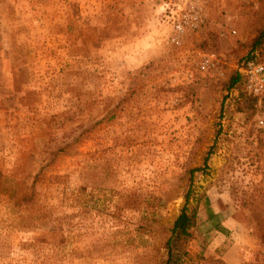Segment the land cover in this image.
Returning a JSON list of instances; mask_svg holds the SVG:
<instances>
[{"label":"rangeland","instance_id":"obj_1","mask_svg":"<svg viewBox=\"0 0 264 264\" xmlns=\"http://www.w3.org/2000/svg\"><path fill=\"white\" fill-rule=\"evenodd\" d=\"M262 5L0 0V264H162L188 191L191 253L264 264Z\"/></svg>","mask_w":264,"mask_h":264},{"label":"trees","instance_id":"obj_2","mask_svg":"<svg viewBox=\"0 0 264 264\" xmlns=\"http://www.w3.org/2000/svg\"><path fill=\"white\" fill-rule=\"evenodd\" d=\"M262 1V9L252 11L255 17H257L255 20L258 21L256 23V34L249 41L251 53L247 57V59H255L257 61L259 60L256 58L255 53L264 49V0ZM240 79L243 80L242 76L238 73H234V75L229 79L226 87H235L240 82ZM239 96L245 104L244 106L239 105L240 110H243L244 108L252 109L257 103V97H252L243 92H240ZM207 159L208 156L205 157V163ZM199 169L200 168H195L192 169V171L194 172ZM189 197L190 191L186 193L185 203L182 206L179 214L176 216L170 228L169 234L164 242L165 258L162 261V264H197L198 261H202V264H228L219 257L205 258L199 254L191 253L189 244L194 238L195 227L198 221L199 202L202 196L200 195L196 198V202L193 206L188 205Z\"/></svg>","mask_w":264,"mask_h":264},{"label":"built area","instance_id":"obj_3","mask_svg":"<svg viewBox=\"0 0 264 264\" xmlns=\"http://www.w3.org/2000/svg\"><path fill=\"white\" fill-rule=\"evenodd\" d=\"M185 15H182V20L174 23V27L177 30H183L189 25H184ZM193 27L197 24L192 25ZM206 62L201 65L202 68L208 64L209 59H205ZM237 71L246 77L247 87L253 94H261L264 92V62L257 61L255 59H245L239 63ZM262 122V121H261Z\"/></svg>","mask_w":264,"mask_h":264}]
</instances>
